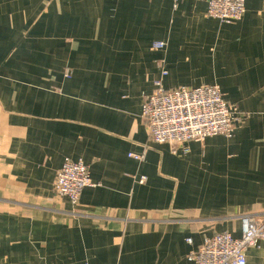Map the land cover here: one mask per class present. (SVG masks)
Returning <instances> with one entry per match:
<instances>
[{
    "label": "crops",
    "instance_id": "1",
    "mask_svg": "<svg viewBox=\"0 0 264 264\" xmlns=\"http://www.w3.org/2000/svg\"><path fill=\"white\" fill-rule=\"evenodd\" d=\"M207 8L0 0V264H195L207 238H240L264 212V0L230 25ZM159 80L219 86L243 114L234 136L153 143L142 107ZM67 159L95 185L76 206L54 191Z\"/></svg>",
    "mask_w": 264,
    "mask_h": 264
},
{
    "label": "built area",
    "instance_id": "2",
    "mask_svg": "<svg viewBox=\"0 0 264 264\" xmlns=\"http://www.w3.org/2000/svg\"><path fill=\"white\" fill-rule=\"evenodd\" d=\"M181 0H173L177 9ZM207 16L223 24H234L243 19L246 0H206ZM164 42L153 44L161 51ZM163 77L167 75L162 72ZM154 91L143 101L142 118L147 122L149 138L156 144H168L177 151L190 142L203 143L215 136L232 138L243 114L227 102L219 86L205 85L198 88L178 87L166 90L161 80L154 83ZM187 152V148H184ZM131 158L144 161L145 154H131ZM146 178L140 182L145 183ZM89 167L83 162L65 160L58 171L54 191L67 198L72 205L79 204L83 191L94 187ZM241 237L225 232L207 238L203 246L189 256L195 264H247V253L264 242V212L241 217ZM192 244V240H188Z\"/></svg>",
    "mask_w": 264,
    "mask_h": 264
},
{
    "label": "rangeland",
    "instance_id": "3",
    "mask_svg": "<svg viewBox=\"0 0 264 264\" xmlns=\"http://www.w3.org/2000/svg\"><path fill=\"white\" fill-rule=\"evenodd\" d=\"M212 86H217V85H212Z\"/></svg>",
    "mask_w": 264,
    "mask_h": 264
}]
</instances>
